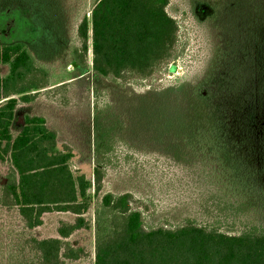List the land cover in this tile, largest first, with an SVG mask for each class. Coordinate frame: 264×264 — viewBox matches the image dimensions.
Segmentation results:
<instances>
[{
	"label": "rangeland",
	"instance_id": "1",
	"mask_svg": "<svg viewBox=\"0 0 264 264\" xmlns=\"http://www.w3.org/2000/svg\"><path fill=\"white\" fill-rule=\"evenodd\" d=\"M92 2L0 0V44L23 41L49 76L31 102L17 106L13 135L21 129L24 113L44 116L60 146L74 152L71 169L91 178L97 123L108 134L115 156L98 198L105 192H131L147 207V227L175 225L190 217L199 223L215 218L228 230L223 216L214 212L207 218L198 200L206 194L227 199L225 178L213 175L220 170L218 160L229 165L239 160L249 170L264 164L256 128L259 99L264 98V2L169 0L167 12L179 24L180 55L177 69L162 72L151 86L97 75L90 50L85 66L73 65L71 47L80 45L77 27L84 16L89 18ZM6 71L0 66V73ZM225 116L231 140L240 148L210 157L197 136L214 118ZM9 168L8 161L0 162V195ZM253 183L255 189L244 202L251 206L249 217L264 223V174ZM94 207L93 202L84 214L90 228L68 238L86 254L66 264H93ZM74 216L47 212L41 225L29 229L16 208L0 204V264L29 258L27 248L18 256L25 238L57 237L59 221H73Z\"/></svg>",
	"mask_w": 264,
	"mask_h": 264
},
{
	"label": "trees",
	"instance_id": "2",
	"mask_svg": "<svg viewBox=\"0 0 264 264\" xmlns=\"http://www.w3.org/2000/svg\"><path fill=\"white\" fill-rule=\"evenodd\" d=\"M168 2L93 0L89 18L84 16L77 27L80 45L71 47L73 65L85 66L90 50L92 70L114 82L151 86L162 72H173L180 55L179 24L167 12ZM0 66L7 68L0 73V162L10 163L0 204L16 208L29 229L41 225L47 212L75 215L73 221H59L57 237L25 238L18 256L27 248L30 257H21L18 264H66L84 257V247L68 238L90 228L84 214L93 202V264H264V223L249 217L251 206L244 202L255 189L253 182L264 174V164L249 170L239 160L235 165L218 160L220 170L213 175L225 178L227 199L206 194L198 202L207 218L214 212L222 215L228 230L221 229L215 218L213 223H199L190 217L175 225L147 227L143 212L147 207L131 192H105L98 198L106 167L115 156L108 134L97 123L91 178L71 169L74 152L60 146L44 116L24 113L22 127L13 135L17 106L31 102L48 85L49 76L23 41L0 44ZM259 110L257 147L264 151V98L259 99ZM200 130L197 137L210 157L240 148L231 140L226 116Z\"/></svg>",
	"mask_w": 264,
	"mask_h": 264
}]
</instances>
